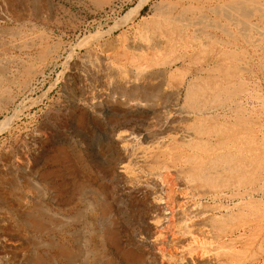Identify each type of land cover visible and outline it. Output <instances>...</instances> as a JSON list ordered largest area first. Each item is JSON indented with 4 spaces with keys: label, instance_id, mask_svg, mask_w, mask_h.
<instances>
[{
    "label": "rangeland",
    "instance_id": "obj_1",
    "mask_svg": "<svg viewBox=\"0 0 264 264\" xmlns=\"http://www.w3.org/2000/svg\"><path fill=\"white\" fill-rule=\"evenodd\" d=\"M140 1L0 0V214L11 226L0 239L19 245L21 264L35 253L54 264H182L186 248L206 264H264V0L245 6L246 24L204 9L219 28L202 23L197 39L175 48L150 28L166 0H150L141 18L119 27ZM222 53L234 60H219ZM146 61L153 67L140 80L135 65ZM221 62L237 67L227 82ZM177 94L182 130L159 146L138 137L143 108L126 101ZM199 106L216 109L200 115ZM241 114L249 131L234 126ZM245 131L251 142L242 151L253 164L243 177L232 169L237 157L227 156L241 145L227 140ZM152 201L168 212L189 213L192 204L205 212L190 228L197 243L189 245L175 217L147 211ZM35 207L43 211L38 230L28 216ZM106 230L117 244L103 250ZM61 246L72 258L60 256Z\"/></svg>",
    "mask_w": 264,
    "mask_h": 264
},
{
    "label": "bare ground",
    "instance_id": "obj_2",
    "mask_svg": "<svg viewBox=\"0 0 264 264\" xmlns=\"http://www.w3.org/2000/svg\"><path fill=\"white\" fill-rule=\"evenodd\" d=\"M150 0H141L140 2H138V4H136L135 7L131 8V10L128 11V13H126V15H123L121 22L119 23V27L120 26H124L127 24H133L138 18H141V11L144 9L145 5L147 3H149ZM212 1H220L223 2V0H166L165 3L163 4L162 8L160 9V13L159 15L156 16V18L153 20L152 25H150V28L152 29L153 33H155V35L159 38V39H163L166 43V45H169L173 48H175L174 46H176V44H184V42H186L187 39H197L198 38V34L201 32H204V26H202V23H207L208 27L211 28H219L217 22H215L214 20H208V18L206 17V15L203 14L204 9L213 12L214 14H223L226 17H231V16H236L239 17V20L244 22V19L247 16V12L248 10L245 8V6H247L248 4H254L255 1L257 0H230V3L227 6H213L210 5ZM203 2V3H201ZM213 3V2H212ZM216 5V4H215ZM259 6V5H258ZM51 11V10H50ZM187 12H192V13H197L199 15H195V17L193 16H189L188 14L185 15ZM191 13V14H192ZM144 18V16H143ZM210 18V17H209ZM232 18V17H231ZM246 24V23H245ZM256 25V24H255ZM118 27V25H117ZM117 27H113V28H117ZM118 27V28H119ZM244 27V26H243ZM258 27V26H257ZM122 28V27H121ZM225 28V27H224ZM260 28V27H259ZM114 29V30H115ZM256 29V28H255ZM110 30V29H109ZM113 30V29H112ZM121 30V29H120ZM212 31V30H211ZM208 35V34H207ZM210 36V34L208 35ZM201 37V36H200ZM203 38V37H202ZM212 38V37H211ZM146 40V39H145ZM86 41V40H85ZM152 44V43H151ZM164 44V45H165ZM165 45V46H166ZM259 45V44H258ZM260 48V47H259ZM105 52V51H104ZM258 52V51H257ZM106 53V52H105ZM248 53V52H247ZM89 55V54H88ZM251 55V54H250ZM94 56V55H93ZM109 56V55H108ZM185 56V55H184ZM222 57L219 58V60L223 61L224 59H228L231 61L234 60V58L229 55V53H222L221 54ZM99 59V58H98ZM181 60H183V56H179L175 59H173L172 61H170L168 63V66H172L174 64L179 63ZM140 62V61H139ZM136 63L137 66L135 69V76L136 78H141L140 80H142L143 78L145 79V75H147L149 73V71L151 70V68L153 67V65L151 64L150 61H146L144 63ZM234 63V62H233ZM110 65V64H109ZM116 65V63H115ZM167 66V65H166ZM120 67V66H119ZM107 68V67H106ZM110 68V67H109ZM113 69V68H112ZM121 69V68H120ZM247 69V68H246ZM262 69V68H261ZM124 70V69H123ZM217 70L222 74L225 82L229 81V79L231 77L234 78L235 76V72L237 70V67L235 65H233L231 63L230 64H226L224 62H221V64H218V68ZM118 71V69H117ZM116 71V72H117ZM110 72V71H109ZM259 72V71H258ZM113 73V72H112ZM111 74V73H110ZM117 74V73H116ZM133 77V76H131ZM147 77V76H146ZM121 78V77H120ZM232 78V79H233ZM241 81V80H240ZM224 82V81H223ZM154 83V81H153ZM229 83V82H228ZM238 83V82H237ZM216 85V84H215ZM226 85V84H225ZM228 85V84H227ZM162 87V86H161ZM202 87V86H201ZM229 87V86H228ZM228 87H224V86H219L218 90L223 91L222 93L232 96L235 98V96L238 94V92H236V90H229ZM170 88V87H169ZM208 88V87H207ZM199 89V88H198ZM165 91V90H164ZM163 92V91H162ZM168 93V92H167ZM194 93H198V92H194ZM193 93V94H194ZM201 93V92H200ZM199 93V94H200ZM191 94V93H190ZM243 94V93H242ZM196 95V94H195ZM198 95V94H197ZM196 95V96H197ZM196 96H194L195 98H197ZM241 96V95H240ZM171 96H166V98L162 99V101L158 102V103H154V104H148L150 103L149 101H146L145 103L140 100L141 98L137 99H131L129 101H126L125 104H128L130 106H135L136 108H143V118L144 121L142 122V124L140 126H138L136 128V132L137 134H139L138 137L141 136V139H144L145 141H151L153 143H155L157 146L162 145L164 140V134H167L168 132H175V131H180L182 129H180V125L179 123V119L180 118H184V116L186 115L184 110L178 107L179 104V98L178 94L172 98H170ZM193 97V96H191ZM199 97V96H198ZM143 98V97H142ZM194 99V98H193ZM241 99V98H240ZM237 100V99H236ZM235 100V101H236ZM245 100V99H244ZM24 102V101H23ZM245 102V101H243ZM22 103V102H21ZM237 103V102H236ZM238 104L239 101H238ZM21 106V105H20ZM240 106V105H239ZM223 107V106H220ZM236 107V106H235ZM241 107V106H240ZM185 108V107H184ZM242 108V107H241ZM216 108L214 107H197L195 112L197 114H207L208 112H211L212 110H214ZM15 110V109H14ZM142 110V109H141ZM140 110V111H141ZM187 111V110H186ZM240 111V110H239ZM242 111V110H241ZM192 112V111H191ZM236 112V111H235ZM15 113V111H14ZM214 113V112H213ZM238 113V112H237ZM245 113V112H243ZM226 114V113H224ZM188 115V113H187ZM210 115V114H209ZM214 115V114H212ZM237 115V114H235ZM234 115V116H235ZM242 115V114H241ZM204 116V115H203ZM206 116V115H205ZM215 116V115H214ZM239 116V114H238ZM6 117V116H5ZM12 117V116H11ZM216 117V116H215ZM227 117V116H226ZM10 118V117H9ZM206 118V117H205ZM234 118V117H233ZM236 118V117H235ZM207 119V118H206ZM229 119V118H228ZM248 119V118H247ZM247 119H245L243 117V115L241 117H237V121L239 122H235L234 126L238 128L239 124L241 125L240 128L242 127V125H244V127L248 130L247 128ZM250 119V118H249ZM184 121V120H183ZM225 121V120H224ZM4 122V121H3ZM2 122V123H3ZM250 122V121H249ZM0 123V124H2ZM224 123V122H223ZM227 123H230V121ZM226 123V124H227ZM232 123V122H231ZM234 123V122H233ZM225 125V124H224ZM230 125V124H229ZM247 125V126H246ZM230 127V126H228ZM233 127V126H232ZM250 127V126H249ZM184 129V128H183ZM186 129V128H185ZM226 129V128H224ZM239 129V128H238ZM232 130V129H230ZM236 131V129H234ZM185 131V130H183ZM189 131V130H188ZM239 131V130H238ZM249 131V130H248ZM131 132V131H130ZM232 132V131H231ZM234 132V131H233ZM262 132V131H261ZM227 132L225 130H223L222 135L224 136ZM239 133V132H238ZM245 135H236L234 136V134L232 135V137H229L227 141H229V144L231 147L236 148V150L240 147L241 145V150H237L235 151L234 155L229 152H227V156L232 158L233 157H237L236 160V165L235 167H233V171H235L236 173H240L243 177L246 176L247 171L249 169V167L252 166L253 162L250 161L248 159V157L245 155V153L242 151V145L243 148L248 145L247 143L251 142V140L249 139V136H251L249 134V132H244ZM130 134V133H129ZM135 134V133H134ZM133 134V135H134ZM191 134V133H190ZM190 134L188 132H183V136L189 137ZM228 134V133H227ZM237 134V133H236ZM257 134V133H256ZM262 134V133H261ZM264 134V133H263ZM168 135V134H167ZM182 135V134H181ZM231 135V134H230ZM229 135V136H230ZM259 135V134H258ZM131 136V134H130ZM256 136V135H255ZM193 137H195V135H193ZM192 137V138H193ZM257 137V136H256ZM264 137V136H262ZM131 138L133 139L134 137L131 136ZM130 138V139H131ZM180 138H182L180 136ZM191 138V137H190ZM189 138V139H190ZM199 138H202L201 135H199ZM223 138V137H222ZM252 138V137H251ZM188 139V138H187ZM210 139V138H209ZM259 140V139H258ZM263 140V139H261ZM210 142V141H208ZM221 142V147H226V142L225 141H219ZM255 142V141H254ZM259 142V141H258ZM264 143V140L262 141ZM262 142L260 144H262ZM144 144V143H143ZM238 144V146H237ZM240 144V145H239ZM252 144V143H251ZM256 144V143H255ZM131 145V144H130ZM148 145V143H147ZM253 146V145H251ZM257 146V145H256ZM258 147V146H257ZM254 148V147H253ZM256 148V147H255ZM261 148V147H260ZM250 149V148H249ZM264 149V148H262ZM235 150V149H234ZM253 150V149H250ZM258 150V149H257ZM255 151V149H254ZM261 151V150H260ZM250 152V151H249ZM263 152V150H262ZM261 152V153H262ZM260 154V152H257ZM255 154V153H254ZM130 155V154H129ZM224 155V154H223ZM258 155V154H257ZM225 155V157H227ZM248 156L251 158V156L248 154ZM262 156V155H261ZM224 157V158H225ZM263 157V156H262ZM124 158V157H123ZM138 158V157H137ZM223 158V156H222ZM253 158V157H252ZM257 158V157H256ZM230 159V160H232ZM259 159V158H258ZM234 160V159H233ZM255 162V160H254ZM258 162V161H257ZM260 162V161H259ZM20 164V163H19ZM259 164V163H258ZM257 164V166H258ZM261 164V163H260ZM262 165V164H261ZM165 166V165H164ZM182 166V165H181ZM203 172V168L201 169ZM137 172V171H136ZM152 177V176H151ZM167 177V176H166ZM141 179V178H140ZM165 180V179H164ZM163 180V181H164ZM169 180V179H168ZM157 181V180H156ZM162 182V181H161ZM171 182V181H168ZM153 184V188L156 189L160 186V184L156 183V182H151ZM165 183V182H163ZM176 184V183H175ZM178 184V183H177ZM191 184V183H190ZM170 185V183H169ZM172 185V183H171ZM151 186V185H150ZM191 186V185H190ZM149 187V186H148ZM157 187V188H155ZM168 187V185L166 186ZM170 187V186H169ZM168 187V188H169ZM173 187V186H172ZM194 187V186H193ZM196 188V187H194ZM148 189V188H147ZM160 189V187H159ZM142 190V189H141ZM169 190V189H168ZM196 190V189H195ZM200 190V189H199ZM147 191V190H146ZM173 191V190H172ZM163 192V191H162ZM161 192V193H162ZM7 193V192H6ZM184 194V193H183ZM189 194V193H188ZM216 196L218 195H222L219 194L218 192L215 193ZM142 196V195H141ZM172 196V194H171ZM179 196H183V195H179ZM188 196V195H187ZM10 197V196H9ZM143 197V196H142ZM169 198V197H168ZM7 200V199H6ZM170 200V199H169ZM173 200V199H172ZM177 200V199H176ZM186 200V199H185ZM184 200V201H185ZM150 201V200H149ZM157 201V200H156ZM149 202L148 205V210L149 212H157L160 215H163L164 217H175L176 220L182 222L181 224V228L183 229V232L185 234V237L190 244L193 242H196V240L194 241V236H192V230H190L191 226H195L198 225L200 223V221L205 217V212H201L199 211L198 207L195 206V204H192L189 206L190 210L189 213H186L185 210L180 209V208H172L169 212L168 210H166V205H164L162 202ZM168 201V200H167ZM166 201V202H167ZM191 201V200H189ZM31 202V201H30ZM169 202V201H168ZM174 201H172L173 203ZM180 202V201H179ZM182 202V201H181ZM186 202V201H185ZM177 203V202H176ZM188 203V202H187ZM178 204V203H177ZM181 204V203H180ZM1 205V204H0ZM30 205V204H29ZM14 206V205H13ZM175 206V205H174ZM167 207H169L167 205ZM172 207V206H171ZM176 207V206H175ZM36 212L32 213L29 216V222L30 225L32 226L33 229H41L43 227V220H42V209H40L39 207H35ZM186 208V207H185ZM198 208V209H197ZM1 209V208H0ZM3 209V208H2ZM108 206L107 203L104 204L103 206V210L104 211H108ZM188 209V208H186ZM204 210V209H203ZM209 210V209H208ZM3 211V210H2ZM5 212V211H4ZM7 212V211H6ZM10 212V211H9ZM6 214V213H5ZM154 215V214H153ZM188 216L190 218H188ZM170 217V218H171ZM163 218V217H162ZM166 218V219H168ZM173 218V219H175ZM10 221V220H9ZM166 222V220H165ZM164 223V221H163ZM29 224V223H28ZM9 222L8 219L6 217V215H1L0 214V232H6L8 230H10L9 228L11 226H9ZM161 225V224H160ZM158 229V228H157ZM156 230V229H155ZM180 230V229H179ZM178 230V231H179ZM202 232V230H201ZM174 233V232H173ZM178 233V232H177ZM192 233V234H191ZM9 234V233H8ZM15 237V235H14ZM18 238V237H17ZM14 239V238H12ZM117 235L114 232H109L108 230L102 232L101 234V241L103 243V250H105L106 248L104 247V244L106 245V242L108 240H110L111 243L113 244H117ZM18 241V240H16ZM162 241V240H161ZM21 242V241H20ZM187 242V243H188ZM153 243V242H152ZM183 243V242H181ZM197 243V242H196ZM178 244V243H177ZM188 245V244H187ZM19 246V245H18ZM18 246L17 243H14L11 239L8 238H3L0 239V264H21L22 263V255L19 254L18 251ZM157 246V245H156ZM164 246V245H163ZM180 246V245H179ZM186 246V245H185ZM195 247V246H194ZM66 247H59V252H60V256L62 257H66V258H72V252L69 251L68 249H65ZM185 248V247H184ZM183 248V249H184ZM202 249V248H201ZM200 249V250H201ZM163 250V248H162ZM179 250V249H178ZM207 250V249H206ZM21 253V252H20ZM56 253V252H55ZM204 253V252H203ZM202 254V253H201ZM204 255V254H202ZM32 256V255H31ZM182 256V255H181ZM210 256V255H209ZM183 257V256H182ZM207 257V256H206ZM209 258V257H208ZM51 258L49 259H45L43 257L40 256V254L35 253L33 254V256L30 258L29 260V264H54L51 260ZM184 262L182 264H206L207 262H205L203 259L196 257L192 252H190L187 248L184 249ZM211 259V258H210ZM213 259V258H212ZM56 261V260H55ZM104 261V260H103ZM163 263V262H162ZM180 264V263H179Z\"/></svg>",
    "mask_w": 264,
    "mask_h": 264
}]
</instances>
